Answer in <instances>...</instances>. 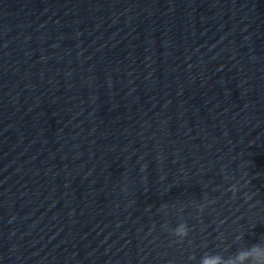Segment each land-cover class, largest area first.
Wrapping results in <instances>:
<instances>
[{"label":"water","instance_id":"95a60500","mask_svg":"<svg viewBox=\"0 0 264 264\" xmlns=\"http://www.w3.org/2000/svg\"><path fill=\"white\" fill-rule=\"evenodd\" d=\"M241 233L264 244V0H0V264H199Z\"/></svg>","mask_w":264,"mask_h":264},{"label":"clouds","instance_id":"9594fccd","mask_svg":"<svg viewBox=\"0 0 264 264\" xmlns=\"http://www.w3.org/2000/svg\"><path fill=\"white\" fill-rule=\"evenodd\" d=\"M233 195L238 192V189L233 186L230 189ZM202 211V209H201ZM173 234L179 238V242H182L189 234V229L186 224H180L175 228ZM237 243L240 247L236 252L225 257L220 253L206 252L202 257H200L199 264H264V244L257 243L248 246L244 243V234L241 233L236 238ZM190 260H195L196 257L192 256Z\"/></svg>","mask_w":264,"mask_h":264}]
</instances>
